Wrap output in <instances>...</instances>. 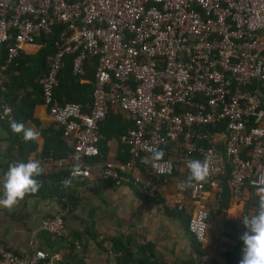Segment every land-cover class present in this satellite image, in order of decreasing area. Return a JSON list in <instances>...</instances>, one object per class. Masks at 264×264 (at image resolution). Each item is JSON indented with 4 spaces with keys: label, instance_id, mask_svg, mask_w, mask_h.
I'll list each match as a JSON object with an SVG mask.
<instances>
[{
    "label": "built area",
    "instance_id": "built-area-1",
    "mask_svg": "<svg viewBox=\"0 0 264 264\" xmlns=\"http://www.w3.org/2000/svg\"><path fill=\"white\" fill-rule=\"evenodd\" d=\"M37 35L50 38L37 84L67 148L60 159L67 170L62 181L79 162L78 177L97 174L155 198L157 185L141 175L136 160L149 155L148 147L166 145L207 159L206 182L216 188L227 170L232 195L264 179V0H0V45L9 41L0 67L16 63L21 44ZM66 55L73 74L93 67L84 105L54 98ZM114 108L132 121L118 136L128 159L84 162L99 156L97 125ZM0 119L13 121L1 99ZM218 123L219 131L198 129ZM146 165L150 174L164 177L173 166L168 158ZM206 182L175 185L177 192L190 193L194 206L186 227L197 242L206 230ZM64 208L43 217L39 228L62 236ZM45 256L37 248L17 255L0 241V264H46Z\"/></svg>",
    "mask_w": 264,
    "mask_h": 264
},
{
    "label": "crops",
    "instance_id": "crops-1",
    "mask_svg": "<svg viewBox=\"0 0 264 264\" xmlns=\"http://www.w3.org/2000/svg\"><path fill=\"white\" fill-rule=\"evenodd\" d=\"M49 51L48 40L37 35L32 41L21 44L17 68L6 72L0 67V85L3 86L0 94L14 98L12 117L15 122L40 133L38 141L25 143L22 134L12 132L9 121L0 119V198L4 174L10 164L34 159L45 168L44 174L35 177L42 185L36 194L26 196L11 210L0 207V241L17 255L29 253L32 248L41 249L46 253V264H115L109 248L111 243L105 237L118 234L130 236L137 245L151 243L152 259L182 264L179 261L194 258L190 236L182 230L174 209L181 208L190 214L194 204L189 191L187 194L176 191L175 185L179 182L176 175L162 177L156 183V199L144 197L132 186H115L97 174L73 178L67 188L61 184L64 176L56 181V174L67 171L66 161L60 160L67 148L61 141L59 126L41 102L37 85V78L44 70V55ZM85 66L93 72L91 65ZM89 75L88 72L80 76L78 83L91 85ZM29 102L30 109L26 110ZM17 107L23 109L19 112ZM104 148L103 159L93 160L91 165L104 159H118L115 139L105 138ZM55 188L63 193L67 189L72 198V204H68L69 209L62 215L61 239L39 228L40 220L60 207L53 195ZM218 189L210 182L202 194L207 219L201 261L223 264V252L232 249L240 239L242 217L256 214L258 196L255 188L245 185L236 195L230 192L218 195ZM242 248L243 241L237 249L236 264H240Z\"/></svg>",
    "mask_w": 264,
    "mask_h": 264
},
{
    "label": "trees",
    "instance_id": "trees-1",
    "mask_svg": "<svg viewBox=\"0 0 264 264\" xmlns=\"http://www.w3.org/2000/svg\"><path fill=\"white\" fill-rule=\"evenodd\" d=\"M45 40H48L50 44V38L44 37ZM9 44V41H4L0 45V65L3 64L4 60V52L6 46ZM70 61L71 57L70 55H66L63 58V63L62 66L60 67L58 74H57V86L54 89V98L56 99V102L62 103L65 101L68 102H74L80 105H84L85 103H88L90 100V93H91V88L92 85L90 84H85V83H78V78L80 76H84L85 73L86 75L89 72L90 78L92 77V71L91 69L88 68V66H85V73L78 75V74H73L70 69ZM18 61L16 59V63H11L5 66L4 70L6 72L8 70L17 68ZM93 70V67H90ZM92 80V78H91ZM3 84H5L3 82ZM38 85V84H37ZM39 91V87H38ZM7 92V91H6ZM0 99L4 102H6L10 107H11V112H13V104H14V98H9L8 96L6 97L0 94ZM40 97V93H39ZM63 98V99H61ZM14 100V101H13ZM27 106L26 110L30 109L31 103L29 102L25 107ZM24 107V106H23ZM23 107H17V111H21ZM83 111H86L85 107H82ZM27 112V116H28ZM15 121V117H12ZM132 126V121L130 117L118 110L117 108L114 109H109L105 115V117L98 123L97 125V131L99 133V139L97 141V149L99 152V156H93V157H87L84 159V162L91 163V161L95 160H102L103 159V152H104V139L112 137L117 141L118 144V151H117V158L119 160H126L128 159L129 155L125 149V147L118 142V136L124 132L128 128ZM220 123L210 126V125H205L198 127L199 130L205 131L207 133L213 132V131H219L220 130ZM59 135H60V130H59ZM63 146V144L61 143ZM61 146V147H62ZM64 147V146H63ZM65 148V147H64ZM217 149H220L219 146H217ZM159 150H162L164 152L163 158H168L172 162V172L169 176L176 175L179 182L182 184H185L187 177L189 175V171L186 167V161L189 159H198V154L195 151H189L183 154V151L179 152L176 148H173L172 145H166ZM66 150L63 152L62 155H65ZM143 157H140L136 160L137 165L140 168L141 175L144 177H148L152 182L157 183L161 181L163 175H153L150 174L148 171V167L146 164L141 163ZM180 167H182V171L180 170ZM66 174V171H61L57 175L56 181L58 182L60 178H62ZM167 177V176H165ZM227 170L219 175L218 177V195H222L229 193L228 185H227ZM207 184V182H206ZM55 187V185H54ZM53 187V188H54ZM53 195L57 203H59L61 208H66L65 213L69 209L68 204L71 203V196L68 193L66 189V193H63L61 190L58 188H55L52 190ZM187 188L184 189V193L187 194ZM66 194V195H65ZM52 195V196H53ZM144 196V195H143ZM147 197V196H144ZM157 198V197H156ZM154 198V199H156ZM165 208V206L163 205ZM175 216L177 217V220L185 233H187L190 236V241L192 243L195 255L194 258H188L186 260H181L179 261L182 264H214L213 261H201L202 256L204 255V251L201 247V243L197 242L192 235L187 231V219L189 217V214L186 212H183L181 208L176 209ZM64 229V228H63ZM246 227L242 225L241 228H239V233L242 234L246 231ZM240 236V237H241ZM57 239L63 238L62 236H55ZM105 239L110 241V250L114 254V262L115 264H177L174 262L167 263L165 261L157 260L150 258L153 255V251L151 249V243L145 242L144 244L137 245L136 243H133V240L130 236H125V235H113V236H106ZM241 238L238 239L236 244L232 246V249L226 250L223 252V257H224V263L223 264H236V261L238 259V254H237V249L239 248V244L241 243ZM134 246V249L132 248ZM73 256H71L72 258Z\"/></svg>",
    "mask_w": 264,
    "mask_h": 264
},
{
    "label": "clouds",
    "instance_id": "clouds-1",
    "mask_svg": "<svg viewBox=\"0 0 264 264\" xmlns=\"http://www.w3.org/2000/svg\"><path fill=\"white\" fill-rule=\"evenodd\" d=\"M10 127L13 133L22 134V139L25 143L38 141L40 138V133L37 130L32 127L26 128L23 123L12 121ZM146 150L149 155L143 157L141 163L150 164L164 156L162 150L153 147H148ZM186 167L189 175L185 186L207 181L210 174V166L207 159L203 161L189 159L186 161ZM44 173L45 168L39 161L34 159L10 164L4 174L3 196L0 198V207L11 210L20 201L24 200L26 196L36 194L42 185L35 177H39ZM80 173L81 164L76 162L71 169L70 178L61 181V184L65 188L69 187L72 184V179L78 177ZM253 185L258 196V209L256 214L242 217V222L247 230L240 237L243 241L240 264H264V179L253 182Z\"/></svg>",
    "mask_w": 264,
    "mask_h": 264
},
{
    "label": "rangeland",
    "instance_id": "rangeland-1",
    "mask_svg": "<svg viewBox=\"0 0 264 264\" xmlns=\"http://www.w3.org/2000/svg\"><path fill=\"white\" fill-rule=\"evenodd\" d=\"M213 263H214V264H216V262H215V261H213Z\"/></svg>",
    "mask_w": 264,
    "mask_h": 264
}]
</instances>
